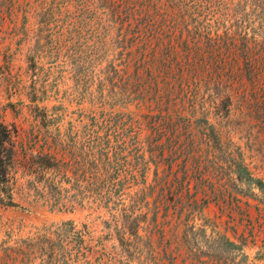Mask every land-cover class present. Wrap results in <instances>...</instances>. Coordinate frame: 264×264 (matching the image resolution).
Returning a JSON list of instances; mask_svg holds the SVG:
<instances>
[{"label":"rangeland","instance_id":"obj_1","mask_svg":"<svg viewBox=\"0 0 264 264\" xmlns=\"http://www.w3.org/2000/svg\"><path fill=\"white\" fill-rule=\"evenodd\" d=\"M199 1L0 0V113L14 132L11 176L15 200L24 207L0 206V264H12L37 228L69 220L84 230L86 261L107 264L121 249L114 215L123 213L129 196L144 188L152 196L135 207L137 213H148L149 227L140 234L153 235L152 248L144 250L153 249L166 264L173 252L181 263L179 255L186 247L182 230L175 222L167 224L163 206L159 227L154 223L156 199L169 188L176 192L168 187L175 175L184 182L186 207L193 198L208 203L206 219L233 241L246 238L245 252L254 260L264 240V206L213 191L235 184L219 174L233 159L242 160L264 180V134L247 103L253 87L242 72L246 62L207 41L208 35L215 38L216 19L225 14L230 0L209 5ZM206 21L213 27L203 29ZM137 24L159 30V44L140 29L134 35ZM125 37V45H131L127 50ZM162 50L168 55L166 71L149 72L152 55L159 58ZM168 83L174 87L170 92L163 89ZM256 92L262 96L260 88ZM201 113L221 137L213 147L208 146V126L199 120ZM91 135L110 136L119 143L117 160L107 168L118 169L122 198L116 195L105 207L85 199L84 206L78 204L72 212L30 205L32 178L25 174L31 154L58 152L60 158L64 146L57 152L53 147L59 138L70 149L71 171L81 174L88 170ZM148 139L165 144L164 154L145 145ZM81 180L69 186L71 198L79 195L78 201L87 195ZM63 255L69 259V251Z\"/></svg>","mask_w":264,"mask_h":264},{"label":"trees","instance_id":"obj_2","mask_svg":"<svg viewBox=\"0 0 264 264\" xmlns=\"http://www.w3.org/2000/svg\"><path fill=\"white\" fill-rule=\"evenodd\" d=\"M199 3L209 5L213 3V0H202ZM223 9L226 10L225 14L216 19V36L212 39L208 35L207 41L220 44L237 59L243 58L246 62L242 72L248 74L249 82L253 87L247 103L252 107L250 111L255 113L252 120L258 122L264 134V0H230ZM122 14L127 17L131 15L127 12ZM207 27L212 28L213 22L206 21L203 29ZM138 29L140 33L145 32L148 37L155 39L156 44H159L161 40L159 30L141 29L137 24L133 30L134 35ZM127 37L123 40V48L126 50L131 48V45H125ZM158 56L159 58L156 53L152 55L153 62L149 72L155 68L166 71L164 57L168 55L165 56L162 50L161 55ZM257 88H260L261 97L257 95ZM163 89L170 92L174 87L168 83ZM199 120L208 126L209 133L206 136L208 146L213 147L214 141L220 143L221 137L210 122L208 115L201 113ZM13 134V130L3 122L0 113V206L24 209L14 197L15 183L11 172L15 166L16 150ZM118 144L114 143L110 136L91 135L86 147L89 160L88 170L79 174L70 169L71 160L67 159L70 149L66 148L59 138H55L53 141L55 150L61 145L64 146L60 158L57 156L58 150L56 154L43 150L35 156L31 154L30 168L25 175L32 178L29 180L28 190L34 192V199L27 202L30 205L41 204L50 210L72 212L76 210L78 204L84 206L85 199L92 205L105 207L116 195L122 198L120 190L124 189H121L117 179L119 171L107 168L117 160ZM145 145L152 149H160L162 155L166 148V145L159 143L158 140L148 139ZM148 152L151 153V151ZM173 163V160L169 161L170 168ZM221 170L219 174L227 180L235 181V184H225L219 191L214 190V193L220 192L223 196L247 197L264 206V180L256 177L242 160L233 159L231 163H224ZM145 172L141 174L143 178L146 176ZM80 180L85 184L84 190L87 193L85 197H82L83 201H78L79 195L75 199L70 196L72 188L69 186ZM172 186L175 187L176 192L171 193L169 188V193L160 197L159 201L157 198L154 206V223L157 228L159 227L158 215L163 206L167 224L172 226L175 222L182 230L180 239L186 246H182L184 252L179 255L182 261L177 263V257H174L172 252L169 255V264H257L256 262L264 260V240L258 247L254 260L251 259L245 252L248 246L246 238L233 241L206 219L204 210L208 203L200 204L197 199L193 198L186 207L183 203L184 182L179 179L178 175H175L168 185V187ZM148 189L144 188L130 195L129 204H125L123 210L120 211L123 213L114 215L121 249L108 259L107 264H166L153 249L144 250L152 248L153 235L151 233L146 236L140 234V231H146L149 227L148 213L143 211L137 213L135 207L149 195L152 196L151 192L148 193ZM161 190L165 191V189ZM165 229L164 227L161 230ZM85 240L84 230H78L72 220L63 222L54 228L46 226L37 228L34 236L20 246L12 264H90L86 261L88 250L85 247ZM66 251H69V259L63 255Z\"/></svg>","mask_w":264,"mask_h":264}]
</instances>
